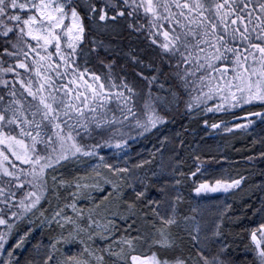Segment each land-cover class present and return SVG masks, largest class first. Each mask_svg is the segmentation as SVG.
<instances>
[{
    "label": "snow or ice",
    "instance_id": "6c2138e0",
    "mask_svg": "<svg viewBox=\"0 0 264 264\" xmlns=\"http://www.w3.org/2000/svg\"><path fill=\"white\" fill-rule=\"evenodd\" d=\"M181 114L259 127L264 164V0H0V264H264V180L238 211L203 206L249 178L210 179L221 161L162 131Z\"/></svg>",
    "mask_w": 264,
    "mask_h": 264
},
{
    "label": "trees",
    "instance_id": "16d2710c",
    "mask_svg": "<svg viewBox=\"0 0 264 264\" xmlns=\"http://www.w3.org/2000/svg\"><path fill=\"white\" fill-rule=\"evenodd\" d=\"M209 117H211L209 119V124L218 122L221 118L220 115L212 116V114H209ZM224 119H227V117H225ZM197 121H199V123H197ZM162 131L169 136L179 134V138L177 139V146H179V139H186L188 143L192 144L194 147L199 145L203 152L202 159L206 160L207 162H211V158L213 156H216L223 164V167H220L218 164L212 162V169L214 170V174L212 177H209L210 179H214L215 177L221 175L236 176L237 174H242L249 178V182L248 184L244 185L243 191H238L234 195H228L227 199L225 200V202L231 203L234 209L238 211L240 205L245 200H250L251 202L256 201V195L252 194L253 186L255 184H259L262 180H264V177H261L259 175L260 171L264 169V164L259 163L258 161L250 164L246 162V158L250 155H258L259 145L253 146L252 140L256 138V135L258 134V132H260V128H258L255 133H252L249 136H246V132L242 130H235L234 133H223L221 135V133H219V130L217 131L208 129V131L206 132L203 129V120L201 116L187 117L181 114L177 115L175 117V121L167 125L166 128H163ZM212 133L216 134L211 135ZM205 134H208V138L205 137ZM155 141V136H150L148 139H144L141 137L139 139V143H137L136 145H132V148L135 149V152H133V156L135 157L136 152H139L143 155V157L150 158L149 153L154 151L153 145ZM188 151L189 149H185L183 153V171L185 172H188L189 167L192 165V161L188 156ZM157 163L158 159L157 161H154L152 165H150L153 166L151 171H145L150 166H145V169L142 170L144 171V175L142 177L144 178L146 174L148 177V179L145 180V184L147 185L146 194L152 198H155L158 194V187L155 181L159 179V183L162 184L165 182L164 177L159 178V176H152L153 170L159 173L156 167ZM192 170H194V168H192ZM188 183L190 184L191 180H189ZM136 187L138 190H145L144 185L137 184ZM183 194L185 197L194 195L190 193V190L187 186L183 188ZM129 195H134V193L130 191ZM192 202L195 203L196 201L193 200ZM200 202L203 206H205V200H201ZM220 204H223V202L220 201L215 203V205ZM212 205L214 204H208V206ZM43 206L44 208H48V203H46V205L43 204ZM232 231L235 234V232L239 230L233 229ZM32 236L34 237V239L31 240V243H36L37 241L47 243L49 230L47 228L40 229L37 222V226L35 227ZM10 243H12V241H10ZM26 247H28V245H26ZM72 250L76 251V247L73 246ZM17 255L20 256L21 259H23L26 253L21 252V250H17Z\"/></svg>",
    "mask_w": 264,
    "mask_h": 264
},
{
    "label": "rangeland",
    "instance_id": "374dc122",
    "mask_svg": "<svg viewBox=\"0 0 264 264\" xmlns=\"http://www.w3.org/2000/svg\"><path fill=\"white\" fill-rule=\"evenodd\" d=\"M217 115H219V114H217ZM229 125H231V124H229ZM219 133H221V135H222L223 133H227V132H224L221 129V130H219ZM215 134L216 133H212V135H215ZM137 143H139V140H137L136 142H134L132 145H136ZM152 167L153 166L148 167V169H146L145 171H148V170L151 171L152 170ZM138 175H139V172H138ZM142 176L143 175H141V178H143ZM126 191L129 193L131 190L130 189H126ZM94 195H96V194H94ZM228 195L229 194H225V193H208V194L204 195L203 200H205V206H208L209 203H212V204L215 205L216 202H220V201L224 203L225 200L227 199ZM50 199H52V198L50 197ZM42 203L46 205L47 202H42ZM55 205H56V201L54 199H52V207L54 208ZM79 206L82 207V208H85V210H87V208L90 205L87 202H82V203H80ZM48 207H49V204H48ZM69 214H71L70 211H69ZM38 225H39V222H38ZM40 229H41V227H40Z\"/></svg>",
    "mask_w": 264,
    "mask_h": 264
},
{
    "label": "flooded vegetation",
    "instance_id": "af4514ba",
    "mask_svg": "<svg viewBox=\"0 0 264 264\" xmlns=\"http://www.w3.org/2000/svg\"><path fill=\"white\" fill-rule=\"evenodd\" d=\"M243 113H240V116H241V119L238 121V122H241V123H243L244 121H243ZM225 117H227V119H225V120H228V121H233V118L231 117V116H225ZM225 117H223V119L225 118ZM219 122V121H218ZM233 122H236V121H233ZM229 127H231V125H229ZM259 127H257L256 128V130L258 129ZM236 130H239V129H236ZM235 131V130H234ZM247 133V132H246Z\"/></svg>",
    "mask_w": 264,
    "mask_h": 264
},
{
    "label": "bare ground",
    "instance_id": "6f19581e",
    "mask_svg": "<svg viewBox=\"0 0 264 264\" xmlns=\"http://www.w3.org/2000/svg\"><path fill=\"white\" fill-rule=\"evenodd\" d=\"M258 133H259V132H258ZM211 135H212V134H211ZM245 135H246V136H249V134H247V133H246ZM205 137L208 138V134H205ZM138 172H139V176H140V178H141V175H144V171L139 170ZM159 178H162V177L159 176Z\"/></svg>",
    "mask_w": 264,
    "mask_h": 264
}]
</instances>
